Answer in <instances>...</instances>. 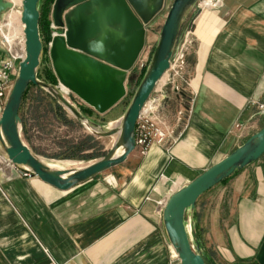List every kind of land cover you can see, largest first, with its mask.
<instances>
[{
    "label": "crops",
    "instance_id": "1",
    "mask_svg": "<svg viewBox=\"0 0 264 264\" xmlns=\"http://www.w3.org/2000/svg\"><path fill=\"white\" fill-rule=\"evenodd\" d=\"M217 1L189 14L197 41L190 93L170 97L162 90L173 121L169 147L152 145L145 156L135 151L67 192L20 177L0 159V264L170 263L161 217L166 199L264 125L258 110L264 104V0ZM152 26H145L132 70L158 42ZM188 219L208 264H258L264 157L203 194Z\"/></svg>",
    "mask_w": 264,
    "mask_h": 264
},
{
    "label": "water",
    "instance_id": "2",
    "mask_svg": "<svg viewBox=\"0 0 264 264\" xmlns=\"http://www.w3.org/2000/svg\"><path fill=\"white\" fill-rule=\"evenodd\" d=\"M202 1L173 0L148 68L121 121L120 129L95 133L100 138L118 136L110 150L102 158L92 160L79 169L55 170L38 158L20 136L19 110L29 86L50 91L53 97L83 125L87 126L89 120L76 110L57 87L38 80L37 73L44 54L39 32L40 0H22L19 13L23 25L25 54L18 64L12 90L0 116V158L60 192H67L123 164L128 156L135 152L137 119L161 78L170 70L182 25L191 10ZM164 3L165 0H55L53 23L55 27L64 30L63 35L53 37L50 48V57L58 82L98 114L111 110L124 98L126 92L123 89L108 94H93L76 82L68 80L64 76L60 61L72 60L109 73L119 72L125 78L144 47L145 26L162 11ZM10 8L9 2L0 0V15ZM113 27L120 31L121 43L109 49L105 47L107 39H103L104 43L101 45L90 42L101 31ZM119 150L121 153L118 154ZM262 157L264 125L226 158L205 170L189 184L177 189L166 199L161 217L171 249L180 264H208L200 251L191 221L186 220V213L195 207L203 194ZM256 261L258 264H264V242Z\"/></svg>",
    "mask_w": 264,
    "mask_h": 264
},
{
    "label": "rangeland",
    "instance_id": "3",
    "mask_svg": "<svg viewBox=\"0 0 264 264\" xmlns=\"http://www.w3.org/2000/svg\"><path fill=\"white\" fill-rule=\"evenodd\" d=\"M5 1L10 2V0ZM54 2L55 0H40L38 6L42 17L39 32L44 48L41 67L37 73L38 80L57 87L58 91H61L62 95L76 107V110L84 118L87 120L91 119L87 126L92 129L94 128V132L103 133L114 128L120 129L121 121L148 68L154 49H151L146 62L142 66L138 64L131 72L125 75L126 94L124 98L108 112L98 114L93 108L78 98L77 95L58 82L50 57V48L53 37L63 35L64 30L54 26L52 19ZM170 2L171 0H165L162 11L150 22L153 25V34L155 36L160 34ZM16 4L15 8L7 10L0 15V25L7 31V34L12 33L13 25L17 26L15 24V14L21 11V4ZM196 10L195 15H198L206 9L196 8ZM192 18V15H188L182 25L174 50L173 69L167 74L170 82L166 84L165 88L167 89L166 94L170 95V97L172 93L177 94L174 90L175 86L178 89L183 88L188 90L184 94L186 96L191 91L189 80L193 74L197 47V41L192 34ZM6 31L3 30L4 34H6ZM21 34L22 32L19 31V39H23V34ZM0 44L3 45L2 47L5 50L7 49L2 37H0ZM5 50L2 52V57H6L7 55ZM12 50L16 51L17 49L12 48ZM172 80H175V83H172ZM159 91L160 88L157 89V92ZM178 96L181 97L182 95ZM162 107H164V104ZM166 108L164 107V113L169 116ZM19 117L21 119V139L28 144L32 152L43 160L45 164H51L55 161H77L84 165L92 160L102 158L110 150L114 142L112 137L100 138L95 133H90L86 125H83L70 111L63 107L50 91L33 85L29 86L23 97ZM171 124L173 126V121ZM167 147H169V144L163 148ZM136 152L139 153V151Z\"/></svg>",
    "mask_w": 264,
    "mask_h": 264
},
{
    "label": "built area",
    "instance_id": "4",
    "mask_svg": "<svg viewBox=\"0 0 264 264\" xmlns=\"http://www.w3.org/2000/svg\"><path fill=\"white\" fill-rule=\"evenodd\" d=\"M195 8L204 9L205 7H203L200 2ZM0 37H2L1 30ZM2 46L3 45L0 44V52L5 50ZM5 52L7 54L6 57L0 56V116L6 104L7 98L12 90L18 64L23 59L17 52L12 51L9 47H7ZM173 60L174 58L171 60V67L167 74L173 69ZM172 81V83H175V80ZM169 82L170 80L167 79V82L159 87V92H157L158 86L156 87L137 119L135 126V151H139L141 155H147L150 147L153 144L159 147H164L168 145L170 141V137L172 135V121L170 120L169 116L164 113V107H162V90ZM174 90L178 95H184L188 92V90L183 88L178 89L177 86H175ZM185 109L183 112H177V118L175 120L176 122L183 121L186 115ZM258 110L264 114V104L259 105ZM236 129L243 130L244 127L242 125H237ZM7 166L16 171L17 175L20 177H32L30 174L25 173L16 167H13L9 164H7ZM170 260V264H180L178 257L172 249Z\"/></svg>",
    "mask_w": 264,
    "mask_h": 264
},
{
    "label": "bare ground",
    "instance_id": "5",
    "mask_svg": "<svg viewBox=\"0 0 264 264\" xmlns=\"http://www.w3.org/2000/svg\"><path fill=\"white\" fill-rule=\"evenodd\" d=\"M216 1L215 0H203L201 4L203 7L207 9H211L216 4H220L219 1L217 2ZM21 2L22 0H10L9 2L11 4L10 9L12 10L13 8L16 7L15 6L17 5L16 3L21 4ZM18 14L20 15V13L15 14L16 20L15 19L14 20L17 26L13 25L12 33L7 34V31L3 29L1 25H0L1 27L0 30H1V36L3 37V41L6 44V47H10L11 50L12 48L17 49L16 51L15 50H12V51L17 52L21 58H24V54H25L24 53V40L18 38L19 31L22 32L23 34V25L21 21H19L20 16ZM3 30L6 31V34H4ZM114 32L115 34L113 35ZM103 39H107L106 41H108V43L105 44V47L110 49L114 45L121 43L122 35L120 31L116 29L115 27H113L112 29L108 28V29H105L104 31H101L90 42L101 45L102 43H104ZM111 39L112 41H110ZM60 65L63 68L64 76L68 80L76 82L79 86L89 90L93 94H96V95L108 94V93L119 91L122 89L126 92L125 78L123 74L119 72L109 73L100 68H93L90 66H85L79 62H74L72 60H67L65 62L60 61ZM167 79L168 78L166 74L161 78L160 82L158 83V88L164 85L167 82ZM86 128L90 133H96L93 130L94 128L92 129L88 126H86ZM117 137L118 136L113 137L114 142L112 146L115 144ZM119 153H121V150L118 151V154ZM46 165L50 167L51 169H55V170L79 169L84 166L81 162H77V161H55V162H52L51 164H46ZM4 166H5L4 167L5 169H10V167L7 166V163Z\"/></svg>",
    "mask_w": 264,
    "mask_h": 264
},
{
    "label": "trees",
    "instance_id": "6",
    "mask_svg": "<svg viewBox=\"0 0 264 264\" xmlns=\"http://www.w3.org/2000/svg\"><path fill=\"white\" fill-rule=\"evenodd\" d=\"M41 23H42V17L40 15L39 28L41 27Z\"/></svg>",
    "mask_w": 264,
    "mask_h": 264
}]
</instances>
